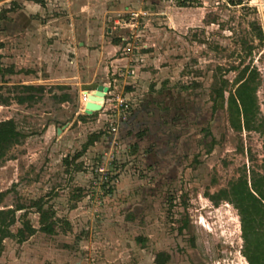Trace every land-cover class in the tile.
Returning a JSON list of instances; mask_svg holds the SVG:
<instances>
[{"label":"rangeland","instance_id":"374dc122","mask_svg":"<svg viewBox=\"0 0 264 264\" xmlns=\"http://www.w3.org/2000/svg\"><path fill=\"white\" fill-rule=\"evenodd\" d=\"M132 2L130 10L107 22L111 36L123 35L125 47L134 42L135 52L147 51L164 70L159 80L186 93L174 97L175 136L167 140L173 152L161 164L132 157L136 151L121 146L114 159L103 160L112 117L100 126L106 136L97 151L79 161L74 155L92 129L77 135L74 144L56 145L75 116L77 100L73 96L61 104L54 86L38 85L35 77L40 75L31 73L45 76V66L37 55L32 64L28 61L30 40L9 38L0 29V67L13 68L12 73L0 72V121L15 119L24 134L0 165V192H6L0 206L26 205L39 228L40 215L31 204L43 198L57 221L54 234L38 229L22 243L5 239L0 264H157L159 252L170 254L165 264H248L238 210L226 200L214 204L208 193L226 187L244 169L263 170V133L233 129L226 98L237 74L230 68L255 66L264 120V42L257 35L258 26L264 32V0H190L191 6H180L179 0ZM119 5L123 7L120 0ZM22 25L23 20L15 27ZM222 76L230 84L225 99L214 102L212 87ZM27 84L43 90L20 103L17 96L28 94L23 89ZM102 165L111 176L107 184L99 180ZM22 214L17 212L14 232L22 225Z\"/></svg>","mask_w":264,"mask_h":264},{"label":"crops","instance_id":"0c3cea01","mask_svg":"<svg viewBox=\"0 0 264 264\" xmlns=\"http://www.w3.org/2000/svg\"><path fill=\"white\" fill-rule=\"evenodd\" d=\"M15 1L20 6L9 14L12 24L9 38L23 35L30 40L28 61L37 55L39 63L45 66L46 74L41 76L40 71H27L34 76L40 75L35 77L38 85L54 86L53 93L58 94L61 104H69L73 96L77 100L75 116L66 125L56 145L74 144L75 137L88 129L93 132L104 131L100 128L103 120L111 122L110 100L119 96L129 104L126 119L118 123L117 136L121 148L133 149L136 154L132 157H145L146 161L151 162L150 165L169 162V153L173 151L167 140H174L172 131L176 127L174 97L181 98L186 93H176L166 81L159 80L164 70L159 69L156 59L151 60L147 51L127 52L124 49L126 37L111 36L112 28L107 22L120 11L130 10L132 0H120L122 8L119 0ZM1 6H4L3 1H0ZM48 15L53 19H47ZM22 20L21 28H16ZM119 22V19L115 20V23ZM116 39L121 41L115 42ZM37 46L39 49H36ZM151 64L154 65L152 68L149 66ZM100 84L108 86L102 108L86 114L82 94L87 91L91 94ZM63 94H67L65 99L62 98ZM84 114L90 116L86 120L77 117ZM74 122L77 125L73 127ZM105 134L76 161L86 153L96 152L97 144ZM161 141L163 145L159 147ZM108 150L109 142L102 151L103 160Z\"/></svg>","mask_w":264,"mask_h":264},{"label":"trees","instance_id":"16d2710c","mask_svg":"<svg viewBox=\"0 0 264 264\" xmlns=\"http://www.w3.org/2000/svg\"><path fill=\"white\" fill-rule=\"evenodd\" d=\"M233 4H240L243 0H228ZM180 6H191L190 0H179ZM1 18V13H0ZM258 39L261 44L264 42V32L261 26L257 27ZM121 41L120 39L114 40ZM2 44H0L1 46ZM253 45L250 46V50ZM231 70H237L233 80L232 88L226 98L227 112L230 126L235 130L258 131L264 135V120L259 117V104L257 89L260 82L259 71L251 64H244L242 67L234 65ZM0 72H13V68L6 70L0 67ZM230 81L225 77L216 79L212 87L211 97L214 102L219 98L225 99V90ZM23 89L29 91L28 94L17 96L20 103L27 100H33L36 96L33 91H42L43 88L35 85H23ZM67 94H63L65 99ZM7 102V100L5 101ZM90 115H80V119L86 120ZM104 131L93 132L89 135L87 141L83 144L82 150L74 155L78 158L87 148L98 141ZM24 137L23 132L19 129L15 119L9 118L0 121V165L6 157L8 150L15 144L20 143ZM264 140V139H263ZM264 153V146H263ZM67 160V159H66ZM262 171L244 169L238 177L231 180L226 187H222L214 193H208L210 200L214 204L226 200L234 205L238 210L241 222V236L243 239L242 254L248 264H264V155ZM5 191L0 192V204L5 196ZM31 206H35L39 212L40 227L36 228L27 214V206L17 204L16 206L1 208L0 206V254L4 250V240L14 238L17 242L22 243L28 237L34 235L38 229L49 233H56L55 212L50 208H44L43 198L33 200ZM23 211L21 220L22 225L17 231L12 230V226L17 222V212ZM187 225V222H186ZM143 241V238L138 237ZM156 261L159 264H165L167 256L163 253L158 254Z\"/></svg>","mask_w":264,"mask_h":264},{"label":"built area","instance_id":"2783aa9c","mask_svg":"<svg viewBox=\"0 0 264 264\" xmlns=\"http://www.w3.org/2000/svg\"><path fill=\"white\" fill-rule=\"evenodd\" d=\"M125 22V21H124ZM126 24V23H125ZM127 41V38L125 39V42ZM124 49L127 52H132L135 49L134 42H129L127 47H124ZM89 92H85L82 94V104L83 109L85 108V103L89 101ZM114 110L111 114V117L113 118L112 124L109 129V150L106 153V156H108L110 159L115 158V153L118 152L120 142L119 138L117 136V129H118V123L120 120L126 119L129 111V104L126 99L123 97H115L110 100V106L109 110ZM97 171L99 172V180L102 184H107L109 182V179L111 176L109 175V171L106 168L105 165L100 166ZM113 182V181H112Z\"/></svg>","mask_w":264,"mask_h":264},{"label":"flooded vegetation","instance_id":"af4514ba","mask_svg":"<svg viewBox=\"0 0 264 264\" xmlns=\"http://www.w3.org/2000/svg\"><path fill=\"white\" fill-rule=\"evenodd\" d=\"M0 1H3L4 2V6H1L0 7V13H1V18H0V29H4L6 30V35L7 37L10 36L11 34V31H10V28L12 26L11 22L9 21L10 20V16L9 14L16 10L20 5H18V3L15 1V0H0ZM8 5V6H6ZM1 40H0V44H1ZM3 45L0 46V48L2 47ZM160 253H163L165 256H167V260L170 258V254H166L165 252H159L158 254ZM158 254L156 255L155 257V262L157 264H159L157 261H156V258L158 256ZM167 262V261H166Z\"/></svg>","mask_w":264,"mask_h":264},{"label":"water","instance_id":"95a60500","mask_svg":"<svg viewBox=\"0 0 264 264\" xmlns=\"http://www.w3.org/2000/svg\"><path fill=\"white\" fill-rule=\"evenodd\" d=\"M107 91L108 86L103 84L98 85L97 89L89 94V101L85 103L84 112L86 114H92L94 111L100 110Z\"/></svg>","mask_w":264,"mask_h":264}]
</instances>
